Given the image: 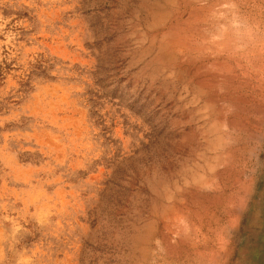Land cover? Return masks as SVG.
I'll use <instances>...</instances> for the list:
<instances>
[{
    "label": "rangeland",
    "instance_id": "obj_1",
    "mask_svg": "<svg viewBox=\"0 0 264 264\" xmlns=\"http://www.w3.org/2000/svg\"><path fill=\"white\" fill-rule=\"evenodd\" d=\"M0 264H264V0H0Z\"/></svg>",
    "mask_w": 264,
    "mask_h": 264
}]
</instances>
